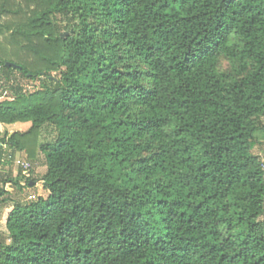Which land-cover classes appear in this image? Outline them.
I'll return each instance as SVG.
<instances>
[{"label":"trees","instance_id":"1","mask_svg":"<svg viewBox=\"0 0 264 264\" xmlns=\"http://www.w3.org/2000/svg\"><path fill=\"white\" fill-rule=\"evenodd\" d=\"M2 41L46 197L0 188V264H264V0H0Z\"/></svg>","mask_w":264,"mask_h":264},{"label":"rangeland","instance_id":"2","mask_svg":"<svg viewBox=\"0 0 264 264\" xmlns=\"http://www.w3.org/2000/svg\"><path fill=\"white\" fill-rule=\"evenodd\" d=\"M2 43H6L4 41L0 42V53L2 54L3 46ZM3 55V54H2ZM229 65L227 62H223L222 70H228ZM40 83L39 82H33L30 80L24 79L20 74L15 75V80L11 82L9 85H5V88L0 87V94L4 95V97H0V102L6 100L7 97H13L14 89L22 88L27 92H35L37 89H39ZM6 89V90H5ZM31 127V124H15L10 127V132H27ZM44 138V137H43ZM42 138V139H43ZM45 142V141H43ZM264 148V147H262ZM258 148L256 153H259ZM263 152V150H262ZM19 157L17 160L14 159L13 162H8L6 158L0 159V188H4V190L8 189V193L10 194L6 196L5 198H9L10 196L18 201H36L40 196L46 197V193L43 190V184L42 183H31L29 187H25L23 190H17L11 182H9V178H12L13 180L16 179V177L19 174L20 168L24 162L25 157L21 154H17ZM31 167V163L26 162L23 170L29 169ZM35 167V175L34 179L39 180L42 178V176L46 173L47 168L45 167V160L43 155L39 154V159L34 165ZM7 182V183H6ZM27 183L23 182V186H25ZM13 204L9 203L6 205L0 204V216L2 223H0V235L6 233L5 228V217H3V214L7 215L9 211L8 209H12ZM6 210V211H5ZM6 213H5V212Z\"/></svg>","mask_w":264,"mask_h":264},{"label":"crops","instance_id":"3","mask_svg":"<svg viewBox=\"0 0 264 264\" xmlns=\"http://www.w3.org/2000/svg\"><path fill=\"white\" fill-rule=\"evenodd\" d=\"M15 133V132H14ZM11 134H13V133H11ZM17 154H19V153H17ZM16 154V157H15V159L17 160L19 157H21V156H18ZM23 184V183H22ZM7 192H8V189L6 190ZM12 209H8L7 211H11ZM6 211V210H5ZM4 211V212H5ZM6 213V212H5ZM6 215L5 214H3V217H5ZM0 223H2V220H1V216H0ZM7 238V234L5 233V234H2V235H0V242H2V241H4L5 239Z\"/></svg>","mask_w":264,"mask_h":264},{"label":"water","instance_id":"4","mask_svg":"<svg viewBox=\"0 0 264 264\" xmlns=\"http://www.w3.org/2000/svg\"><path fill=\"white\" fill-rule=\"evenodd\" d=\"M66 35H67V34H66ZM6 66H7V67H12V66L16 67L15 65H13V64H11V63H7Z\"/></svg>","mask_w":264,"mask_h":264}]
</instances>
